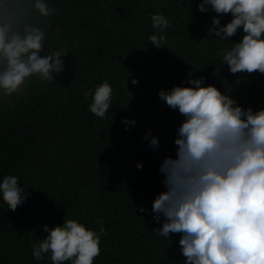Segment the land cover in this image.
Masks as SVG:
<instances>
[{
  "label": "trees",
  "instance_id": "16d2710c",
  "mask_svg": "<svg viewBox=\"0 0 264 264\" xmlns=\"http://www.w3.org/2000/svg\"><path fill=\"white\" fill-rule=\"evenodd\" d=\"M45 2L57 9L47 18L34 8L25 11L30 0H9L17 21H43L42 56L58 48L68 53L53 82L32 77L27 93L12 103L0 96V182L14 175L26 195L12 211L0 193V264H53L50 253L35 259L33 245L48 235L45 224L72 218L97 232V218L103 222L107 234L94 264H185L182 234L154 232L165 222L161 214L157 223L152 211L157 195L167 190L160 165L175 157L185 120L159 92L192 86L190 79L202 76L205 85L217 86L245 109L264 108V74L233 75L223 63V51L242 38L243 29L230 40L209 36L218 14L210 7L201 12V0ZM157 13L171 25L160 48L149 41L159 35L151 25ZM231 19L222 15L221 24ZM105 81L113 94L101 119L90 112L93 96L85 93ZM125 117L136 123L126 125ZM149 132L159 137V148L144 139Z\"/></svg>",
  "mask_w": 264,
  "mask_h": 264
},
{
  "label": "clouds",
  "instance_id": "9594fccd",
  "mask_svg": "<svg viewBox=\"0 0 264 264\" xmlns=\"http://www.w3.org/2000/svg\"><path fill=\"white\" fill-rule=\"evenodd\" d=\"M209 7L218 14L212 18L209 36L230 40L239 29L244 32L223 51V63L230 72L264 74V0H201V12ZM28 8L45 18L57 11L45 0H30L25 11ZM227 14L232 19L221 24V16ZM41 24L17 21L9 0H0V96L10 103L14 96L27 93L32 77L51 83L64 69L66 48L41 55L46 39ZM151 25L159 35L152 34L149 41L163 47L169 19L157 13L151 16ZM204 80L202 76L191 78L192 86L159 92L160 99L178 109L185 120L177 130L175 157H165L160 165L167 190L157 195L152 211L157 223L161 214L165 222L154 232L165 238L182 234L179 245L185 264H264V108L245 109ZM137 83L138 78H133L132 84ZM112 94L107 81L94 93L86 92L85 96H93L90 112L105 118ZM123 123L134 125L136 121L125 117ZM144 139L159 148L158 136L149 132ZM137 167L142 168V162ZM18 179L9 174L0 182L3 201L12 211L26 199ZM97 223L99 232L74 218L55 227L45 224L48 235L33 245L34 258L40 260L50 253L53 264H94L101 251V236L107 234L99 218Z\"/></svg>",
  "mask_w": 264,
  "mask_h": 264
}]
</instances>
